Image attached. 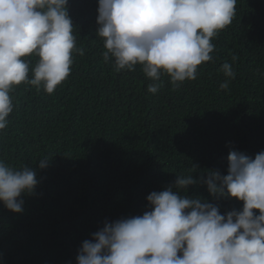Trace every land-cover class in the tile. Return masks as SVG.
<instances>
[{"label": "trees", "instance_id": "obj_1", "mask_svg": "<svg viewBox=\"0 0 264 264\" xmlns=\"http://www.w3.org/2000/svg\"><path fill=\"white\" fill-rule=\"evenodd\" d=\"M240 2L232 23L212 40L215 61L174 87L167 74L150 80L141 65L116 72L96 34L98 0H70L76 47L84 52L73 54L71 71L100 106L41 99L26 84L10 93L14 111L0 132V160L33 168L39 183L34 194H22V213L0 203V264H77L83 241L106 221L149 210L146 197L173 184V173L196 166L193 177L206 179L202 168L225 137L246 139L241 150L264 148V0ZM233 55L238 78L221 90L218 70ZM26 59L34 66L38 58ZM152 83L161 84L155 94L148 91ZM45 156L51 159L41 169ZM213 169L224 168L216 162ZM187 195L217 205L221 215L243 206L223 197L217 204L201 183Z\"/></svg>", "mask_w": 264, "mask_h": 264}, {"label": "clouds", "instance_id": "obj_2", "mask_svg": "<svg viewBox=\"0 0 264 264\" xmlns=\"http://www.w3.org/2000/svg\"><path fill=\"white\" fill-rule=\"evenodd\" d=\"M240 1L98 0L96 34L104 41L103 59L113 61L116 72L141 65L154 82L167 74L179 87L197 78L198 66L215 61L212 40L232 23ZM71 13L70 0H0V132L14 111L10 93L21 84L41 99L58 96L69 106H100L71 71L73 54H84L76 47ZM32 56L38 58L34 66L26 59ZM237 59L233 55L218 70L225 77L221 90L236 82ZM160 87L152 83L148 91L155 94ZM245 140L225 137L202 168L206 179L193 177L196 166L173 173V184L146 197L149 210L106 221L83 241L77 264H264V148L241 150ZM75 156L76 149L70 160ZM50 159H40L39 167ZM216 162L222 171L213 169ZM37 174L0 160V203L22 213V194H34ZM198 183L217 204L221 197L235 198L242 209L221 215L217 205L188 196L189 186Z\"/></svg>", "mask_w": 264, "mask_h": 264}]
</instances>
